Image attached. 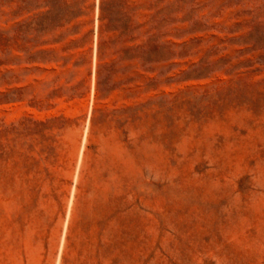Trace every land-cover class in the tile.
<instances>
[{"label":"rangeland","instance_id":"obj_1","mask_svg":"<svg viewBox=\"0 0 264 264\" xmlns=\"http://www.w3.org/2000/svg\"><path fill=\"white\" fill-rule=\"evenodd\" d=\"M0 264H264V0H0Z\"/></svg>","mask_w":264,"mask_h":264}]
</instances>
